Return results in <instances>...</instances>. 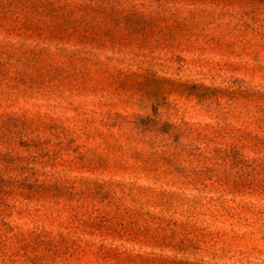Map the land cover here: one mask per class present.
<instances>
[{
    "label": "rangeland",
    "instance_id": "374dc122",
    "mask_svg": "<svg viewBox=\"0 0 264 264\" xmlns=\"http://www.w3.org/2000/svg\"><path fill=\"white\" fill-rule=\"evenodd\" d=\"M0 264H264V0H0Z\"/></svg>",
    "mask_w": 264,
    "mask_h": 264
}]
</instances>
